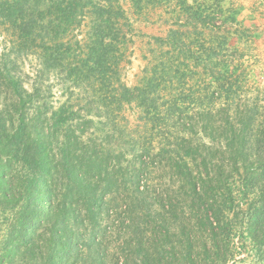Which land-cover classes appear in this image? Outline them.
<instances>
[{
	"label": "rangeland",
	"instance_id": "obj_1",
	"mask_svg": "<svg viewBox=\"0 0 264 264\" xmlns=\"http://www.w3.org/2000/svg\"><path fill=\"white\" fill-rule=\"evenodd\" d=\"M73 137V156L100 139L121 156L108 191V175L92 176L93 215L88 199L76 213L66 206L62 149ZM164 138L179 154L157 156ZM39 139L51 191L28 198L55 204L60 218L43 210L27 227L17 214L25 180L42 176ZM142 153L150 168L136 175ZM0 168V264H264V0H0ZM219 168L234 190L221 256L204 235L210 224L192 215L202 196L186 180L213 187ZM13 225L11 239L30 235L8 244ZM166 228L171 238L153 241Z\"/></svg>",
	"mask_w": 264,
	"mask_h": 264
},
{
	"label": "trees",
	"instance_id": "obj_2",
	"mask_svg": "<svg viewBox=\"0 0 264 264\" xmlns=\"http://www.w3.org/2000/svg\"><path fill=\"white\" fill-rule=\"evenodd\" d=\"M14 1H20V0H14ZM8 8H10L11 2L7 3ZM111 120V127L113 128H117L116 127V120L112 117H110ZM71 133V132H69ZM112 137L108 136L106 138L107 141H109ZM68 139V138H67ZM77 137H73L70 138L69 140H67V144L65 146V148H63L62 150L64 151V164H62V169L64 170L65 173V177H66V183L64 186L65 188V200H66V206H68L67 209H70L71 212H75L76 213V209L79 208V206H84L85 207V203H83L84 199H88V201L92 202L91 205V209H89L91 215H93V213L95 212L94 210H98L96 207V203L98 201L97 197V192H98V188H99V184L96 183V185H94L92 183V181H94L95 179L92 178L93 175H97V177H101V176H107L108 177L105 179V187L102 189V192L104 191H108L107 187L109 188V186H112V175L116 176L117 171L111 169L112 165L114 163H119L121 156L118 155L116 156L115 154L113 155V153H107L108 151H105L103 149H101V147L105 146V143H102V139H100V142H97L98 145L95 143L93 146V149L90 151L89 156L88 155H78L76 153H74V156L72 155V152H76L77 150V141L76 140ZM105 139V138H103ZM231 140H239V137L234 136L231 138ZM39 142L40 145V153L41 155H38L40 158L37 159L34 162L35 165V169L36 171H39L42 173L41 179L39 181H36L34 178H27V180H25V198L27 200V203H25V205L23 206L22 209H20L18 211V220L20 221V223H22L23 225L27 222V227H34L35 225L40 224L39 220L41 219V212L43 210H48L49 213L53 214V218L54 220L57 218H60V216L56 213V211H58V206H56L55 204L53 205H46L47 203H49V201H52V195H51V200L48 199L47 203L45 204L46 206H44L43 208L41 207V205L38 204V202H32L28 196L31 195V193L37 194L38 196H40V194L42 192H50L51 191V185L48 184L47 182V174H49L48 172V168H49V158L48 156L45 154V148L46 146L44 145L43 141L41 139H39V141H37V143ZM234 144H231L230 146H233ZM159 154L157 155L158 157H160V155L163 156L164 155H168L169 153L172 152H176L177 154H179V151L177 149V147L170 143V139L169 138H164L163 144L160 145V149H159ZM173 154V153H172ZM154 155H148V159L152 161L151 157H153ZM185 156H187V159L190 158H197V156H199V151L198 150H194L191 148H186L185 151ZM147 154L144 155L143 153L139 156V158L141 159V164L139 165V169L136 168V172L135 174L138 175L141 173L142 169L144 168H148L149 170V164L146 161ZM88 162L87 164V169H95L93 171H84L83 170V166H84V162ZM29 163V161H26L25 163ZM153 162V161H152ZM234 162H237L234 160ZM153 164L155 165V163L153 162ZM158 164V161H156V165ZM25 165V164H24ZM113 168V167H112ZM156 169V168H155ZM222 168H219L216 171V180L214 181V185L213 187L211 186H207L205 188V184L206 179H204V177L202 175L197 174L196 177L193 176L192 173L187 174L186 176V180L188 182V184H190L192 186L193 189V193L198 196L201 197L202 196V208H200L198 210V212L192 211L193 212V217L195 218V220L197 221V225L203 223L202 219L204 220V222H208L210 225L209 227L207 226L205 229H208V233L204 231V235H208L209 236V240L211 239L214 242V250H215V254L217 256H221L222 254V250H220L219 246H218V230L220 231L221 229H223L224 227V231L227 230V226L225 224H222L221 221V211H224V208H226L228 205H231V203L234 202V190L232 188V185H230L228 183V181H226L225 179V175H223V173H221ZM237 170V165L236 163L233 164V169L230 171L229 176L231 175V173L233 171ZM51 171L54 172V168H51ZM47 173V174H46ZM6 174H2V168H0V185H3L6 187V184L1 180ZM86 176V177H84ZM98 180V179H97ZM102 180V179H101ZM254 180H256V177L254 176ZM248 184H250V189L252 188L253 190V186H254V182L253 180H250V182L245 181V183L243 184V187H248ZM218 187V188H217ZM4 189V187H2ZM61 188V187H59ZM58 188V189H59ZM6 192H4L5 194H8V191L6 189H4ZM24 191V190H23ZM4 196H9V195H5ZM48 196V195H46ZM7 199V198H6ZM56 200V199H55ZM8 201V199H7ZM35 205H38V207H35ZM96 207V208H95ZM208 207H210V209H208ZM173 208L175 210V207L173 205ZM164 210V209H163ZM175 212V211H174ZM51 214V215H52ZM170 216H172V213H169ZM90 215V216H91ZM164 215L167 216V214L164 212ZM200 216V217H199ZM176 219V218H175ZM174 219V220H175ZM264 220V219H263ZM263 220L261 219V215H260V209H257L255 211H253L252 213V217H251V221H252V228H257L258 225L262 224ZM254 221V222H253ZM219 225V228H215L216 225ZM222 224V225H221ZM257 224V225H256ZM13 230L11 231L8 239L9 242L8 244H12L13 242H20L23 239L27 238L30 235V231H27L26 229L23 231L21 237L19 239H11L12 235L14 233V230L17 229V225H13L11 227ZM169 228H166L164 230V232L167 234L165 235V233H161L156 231V233L154 234V240L156 241L158 239L162 240L164 239V237H170L171 238V234H169L168 232ZM144 234V233H143ZM191 236H187L185 235V238H189ZM176 239V235L174 237ZM11 240V242H10ZM210 240V242H211ZM190 242V241H189ZM131 243V240H127L124 241V243L122 244V247L125 244ZM192 244H188L189 248H191ZM72 250H67L66 251V255L70 256V254L72 253ZM98 253V252H97ZM147 260H152L154 264H160L161 259L160 257H158L157 259L155 258H150ZM184 260V259H183ZM125 264H129L128 261L125 262Z\"/></svg>",
	"mask_w": 264,
	"mask_h": 264
}]
</instances>
